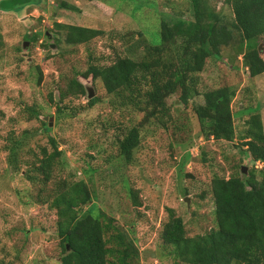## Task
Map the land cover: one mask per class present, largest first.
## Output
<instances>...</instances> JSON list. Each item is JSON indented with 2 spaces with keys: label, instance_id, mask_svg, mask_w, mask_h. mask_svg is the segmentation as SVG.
<instances>
[{
  "label": "rangeland",
  "instance_id": "1",
  "mask_svg": "<svg viewBox=\"0 0 264 264\" xmlns=\"http://www.w3.org/2000/svg\"><path fill=\"white\" fill-rule=\"evenodd\" d=\"M62 1L39 0L16 12L0 6V264H61L58 215L48 202L61 177L88 182L93 201L81 213L92 209L113 218L138 248L139 264H185L163 245L161 232L169 209L183 218L189 236L216 227L213 177L244 173V166L246 175L255 165L239 135L256 111L264 124V73L250 76L242 56L233 57L232 45L222 47L221 57H208L196 75L199 93L187 105L180 93L172 95L173 119L168 127L148 124L133 160L127 162L119 155L118 141L143 112L121 107L100 80L82 73L93 61L111 64L123 56L141 57L145 46L161 39V18L171 20L177 12L194 18L190 0H66L78 10L64 7ZM209 4L233 29V44L241 40L231 6L225 0ZM57 22L95 27L103 34L70 45ZM29 31L38 35L37 41L26 40ZM259 46L264 51V35ZM73 78L94 87L99 101L91 106L87 94L62 101L61 93ZM226 85L236 91L233 142L205 137L193 110L204 103L206 91ZM52 95L57 105L67 107L62 115ZM30 108L38 118L31 116ZM25 129L34 135L28 145L32 151L23 153L29 161L22 160L14 169L8 162L7 137L13 130ZM50 137L56 138L63 154L45 187L26 173L34 174L31 164L38 163L34 154L41 158L43 147L53 151ZM131 189L141 205H135Z\"/></svg>",
  "mask_w": 264,
  "mask_h": 264
},
{
  "label": "trees",
  "instance_id": "2",
  "mask_svg": "<svg viewBox=\"0 0 264 264\" xmlns=\"http://www.w3.org/2000/svg\"><path fill=\"white\" fill-rule=\"evenodd\" d=\"M38 1L2 0L0 6L16 12ZM167 2L169 6L170 1ZM61 3L66 8L78 10L70 1ZM190 3L194 18L186 19L178 12L171 20L161 18V39L145 46L141 57L123 56L111 64L93 61L82 73L85 78L92 76L100 80L108 95H112L121 107L143 112L141 119L118 141L119 155L127 162L133 160L148 124L168 127L173 119L169 103L172 95L180 93L181 101L187 105L199 93L196 75L204 70L208 57H221L222 47L232 45L233 57L242 56L250 76L264 73V51L261 52L259 46L264 35V0H225L233 12V26L241 36L234 44L233 29L209 0H190ZM56 27L63 31L64 40L70 45L88 43L103 34L100 29L85 25L57 22ZM26 39L37 41L38 35L27 33ZM86 94L85 85L73 78L62 91L61 99ZM235 94V89L227 85L211 89L204 93V103L193 106L201 132L208 139L234 141L232 100ZM99 99L94 96L89 104L92 106ZM51 100L58 104L55 96L52 95ZM30 110L32 117H39L34 108ZM65 110L66 106L57 105L60 114ZM42 125L46 132L50 130L47 122L42 121ZM245 127L239 136L255 165L246 175L236 172L229 177H213L216 227L204 234L189 236L183 218L169 209V220L164 224L161 238L166 249L170 248L168 253L177 261L185 264H264V124L261 114L258 111L251 114ZM33 137L29 129L9 133L5 147L12 168L17 169L22 160L29 161L22 154L32 151L28 145ZM50 142L53 151L43 147L41 158L34 154L38 160L31 164L34 174L26 173L31 181L45 187L54 178L55 165L63 154L56 138L50 137ZM257 162L263 166H256ZM130 191L135 205H141L133 190ZM49 197V207L58 215L63 248L61 264H139L138 248L131 238L119 231L113 218L92 209L81 213L84 205L93 201L88 182L61 177ZM113 231H117L116 234ZM111 242L113 245H109Z\"/></svg>",
  "mask_w": 264,
  "mask_h": 264
},
{
  "label": "water",
  "instance_id": "3",
  "mask_svg": "<svg viewBox=\"0 0 264 264\" xmlns=\"http://www.w3.org/2000/svg\"><path fill=\"white\" fill-rule=\"evenodd\" d=\"M85 85V88H86V92H87V95L89 97V99L93 98L96 94L95 90H94V87H92L90 84L88 83H83ZM243 172L245 173L246 172V167L244 166L243 167Z\"/></svg>",
  "mask_w": 264,
  "mask_h": 264
},
{
  "label": "flooded vegetation",
  "instance_id": "4",
  "mask_svg": "<svg viewBox=\"0 0 264 264\" xmlns=\"http://www.w3.org/2000/svg\"><path fill=\"white\" fill-rule=\"evenodd\" d=\"M32 31H29L28 33H31ZM27 40V39H26ZM28 40H30V39H28Z\"/></svg>",
  "mask_w": 264,
  "mask_h": 264
}]
</instances>
